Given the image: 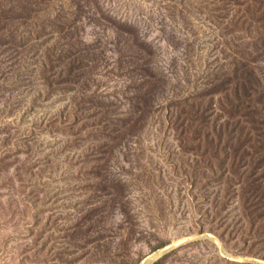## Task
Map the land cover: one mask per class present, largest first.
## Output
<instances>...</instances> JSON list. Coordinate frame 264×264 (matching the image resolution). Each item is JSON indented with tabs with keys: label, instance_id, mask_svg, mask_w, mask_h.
I'll list each match as a JSON object with an SVG mask.
<instances>
[{
	"label": "rangeland",
	"instance_id": "obj_1",
	"mask_svg": "<svg viewBox=\"0 0 264 264\" xmlns=\"http://www.w3.org/2000/svg\"><path fill=\"white\" fill-rule=\"evenodd\" d=\"M0 264H264V0H0Z\"/></svg>",
	"mask_w": 264,
	"mask_h": 264
}]
</instances>
